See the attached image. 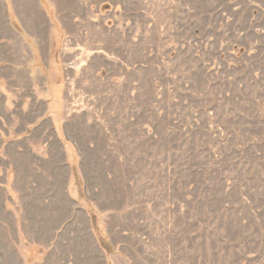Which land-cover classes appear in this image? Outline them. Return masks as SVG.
I'll return each mask as SVG.
<instances>
[{
  "label": "rangeland",
  "instance_id": "1",
  "mask_svg": "<svg viewBox=\"0 0 264 264\" xmlns=\"http://www.w3.org/2000/svg\"><path fill=\"white\" fill-rule=\"evenodd\" d=\"M0 264H264V0H0Z\"/></svg>",
  "mask_w": 264,
  "mask_h": 264
}]
</instances>
